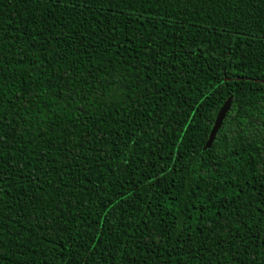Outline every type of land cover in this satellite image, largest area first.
<instances>
[{"label": "trees", "instance_id": "obj_1", "mask_svg": "<svg viewBox=\"0 0 264 264\" xmlns=\"http://www.w3.org/2000/svg\"><path fill=\"white\" fill-rule=\"evenodd\" d=\"M0 264H264V0H0Z\"/></svg>", "mask_w": 264, "mask_h": 264}, {"label": "water", "instance_id": "obj_2", "mask_svg": "<svg viewBox=\"0 0 264 264\" xmlns=\"http://www.w3.org/2000/svg\"><path fill=\"white\" fill-rule=\"evenodd\" d=\"M231 99H232V96H229L227 98V100L223 103V105L221 106V108L219 109L217 115H216V118L214 120V123H213V126H212V129L209 133V137H208V140L206 141L205 145H204V149L206 148H209L213 141H214V138L216 136V133L217 131L219 130V128L221 127L222 125V122L224 120V118L226 117V114L230 108V105H231Z\"/></svg>", "mask_w": 264, "mask_h": 264}]
</instances>
